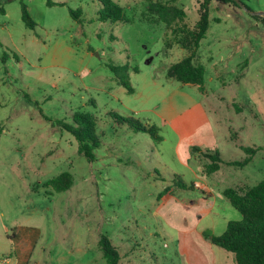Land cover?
<instances>
[{"label": "rangeland", "instance_id": "374dc122", "mask_svg": "<svg viewBox=\"0 0 264 264\" xmlns=\"http://www.w3.org/2000/svg\"><path fill=\"white\" fill-rule=\"evenodd\" d=\"M21 1L34 28L22 20ZM51 1L0 0V262L108 264L100 247L106 235L119 264H236L205 234L223 233L242 214L223 186L214 185L213 196L199 188L217 175L203 176L208 160L178 144L163 116L169 101L178 115L193 101L214 121L220 113L226 117L220 122L232 125L231 140L260 147L251 163L230 167L235 173L224 187L264 177V0H241L242 7L211 2L209 29L193 57L205 70L204 91L166 76L169 65L189 54L171 29L194 26L197 0H161L185 11L170 27L148 12L145 0H113L128 22L99 21L98 0ZM76 9L77 18L70 12ZM108 64L128 65L133 93ZM75 112L97 118L93 162L57 125ZM113 113L151 119L160 141L118 123ZM232 148L224 157L247 156ZM65 171L73 176L69 189L44 186ZM175 174L199 186L175 187ZM168 186L171 194L159 197Z\"/></svg>", "mask_w": 264, "mask_h": 264}, {"label": "trees", "instance_id": "16d2710c", "mask_svg": "<svg viewBox=\"0 0 264 264\" xmlns=\"http://www.w3.org/2000/svg\"><path fill=\"white\" fill-rule=\"evenodd\" d=\"M101 8L98 11V20L105 22H128L129 19L124 12L123 7L113 0H98ZM149 13L157 14L159 19L168 27L178 18L185 17V11L182 8L171 6L161 0H145ZM213 0H197L199 18L192 28H172L173 38L176 44L187 49L189 54L177 62L172 63L166 69V76L175 79L184 84H192L204 91V67L194 63L193 57L199 48L200 41L206 35L209 29V12ZM222 3H232L243 6L240 0H217ZM47 4H55L47 0ZM0 12L5 10L0 6ZM71 14L77 18L81 14L80 9L71 10ZM21 16L27 27L34 28L33 21L27 6L21 1ZM264 20V18H263ZM176 27V26H175ZM179 30V32H178ZM108 67L114 73L117 83L123 86L129 93H133L134 88L130 83L128 74V65L108 64ZM137 71V70H136ZM115 120L135 132H143L150 135L156 141H160L158 127L154 124H148L132 117H123L118 114H112ZM57 125L70 133L78 143V152L82 154L87 161L93 162L97 156L95 149L100 145V139L96 132L97 118L91 113L75 112L72 115V121L67 122L58 120ZM241 149L247 154L243 160L225 161L217 150H202L198 146H192L191 152H199L208 162L204 164L205 174H211L217 171L223 163L233 166H244L249 163L252 156L260 147H251L241 145ZM73 184V176L65 171L44 182V186L51 187L55 192H62L69 189ZM173 186L182 189H195L193 183L187 184L181 177L175 174ZM172 192V186L165 188L159 195L165 199ZM223 195L232 207L242 214L241 220L229 221L226 230L219 234H205V237L211 243L234 254L236 264H264V177L256 184L234 188L229 187L223 190ZM100 247L103 256L108 264H119L120 254L118 249L112 243V240L102 235L100 238Z\"/></svg>", "mask_w": 264, "mask_h": 264}, {"label": "crops", "instance_id": "0c3cea01", "mask_svg": "<svg viewBox=\"0 0 264 264\" xmlns=\"http://www.w3.org/2000/svg\"><path fill=\"white\" fill-rule=\"evenodd\" d=\"M196 86V85H195ZM220 100V98H219ZM191 105L188 107L189 110H187L186 113H181V114H175L173 113L174 106L173 104L168 102V104L165 107V113L163 117V122L168 123L171 128L179 135V142L180 145L182 143H186L189 147L190 146H198L199 148L201 147L203 150H217L219 151L220 155L225 161H231L233 159L231 158H226L224 155L229 154V148H232L233 150H238V151H243L241 149V145L243 146H255L256 144L251 143L250 141L241 143L239 141H234L231 140L232 138L230 137L229 132L232 129L231 123L230 125L223 124V122L226 121V117L222 116L220 113H217L219 121L215 119H211L210 113L208 112L207 109H205L204 105L200 102L193 101L190 103ZM221 106V104L216 103L215 108H218ZM154 114L156 115V111L153 110ZM223 121L222 123L220 122ZM144 122L148 124H154L156 125L155 122H152L151 119L145 120ZM240 128V127H239ZM218 133H221V136L219 137ZM240 137L237 135V140ZM226 142V143H225ZM230 143H232L230 146ZM241 144V145H240ZM260 150V149H259ZM197 155L201 154L199 152H195ZM258 153V151L252 156V159L249 163L253 161V157ZM195 154V155H196ZM206 163V162H205ZM204 166V165H203ZM233 165H229L227 163H223L220 168L208 175H213L216 173V182H212L211 184H208L207 182L201 183L199 188H202V186H205L208 190L205 192V194L213 196V186H223V190L229 187H234V188H242V185L240 186L239 184L235 185H225L222 182H227L228 183L231 179V176L233 173H235V170H230V167ZM235 167V166H233ZM244 166H240L242 168ZM207 175L203 173V176ZM197 180L193 182V184L196 186H199L197 184ZM241 182V181H240ZM243 183V182H242ZM233 184V183H232ZM246 185V184H245ZM244 186V185H243ZM222 190V191H223ZM211 206H214L213 202H210ZM15 236V234H14ZM12 259H9L8 261L5 262H0V264H12L11 262ZM14 264H17V262H14ZM27 264V263H25Z\"/></svg>", "mask_w": 264, "mask_h": 264}, {"label": "water", "instance_id": "95a60500", "mask_svg": "<svg viewBox=\"0 0 264 264\" xmlns=\"http://www.w3.org/2000/svg\"><path fill=\"white\" fill-rule=\"evenodd\" d=\"M238 2H240V0H237Z\"/></svg>", "mask_w": 264, "mask_h": 264}]
</instances>
